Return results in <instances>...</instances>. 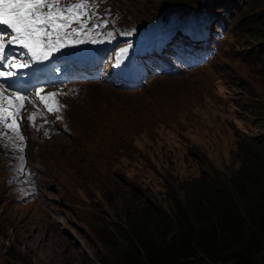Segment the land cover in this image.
Returning a JSON list of instances; mask_svg holds the SVG:
<instances>
[{"label": "rangeland", "instance_id": "rangeland-1", "mask_svg": "<svg viewBox=\"0 0 264 264\" xmlns=\"http://www.w3.org/2000/svg\"><path fill=\"white\" fill-rule=\"evenodd\" d=\"M154 1L160 0H124L129 7L146 9ZM252 1H241L224 14L230 31L210 66L154 78L137 91L79 85L81 100H67L68 131H56L57 141L33 133L27 147L30 162L41 170L40 199L13 200L0 150V264H15L19 254L29 264H101L106 249L96 232L99 238L114 223H125L121 208L131 213L135 204L148 211L166 209L169 189L182 195V185L192 177L203 172L225 180L233 175L247 153L243 143L264 142L262 118L254 111L256 103L259 110L264 105V43H259L262 50L254 49L256 29L243 24L246 14L256 11L249 9ZM144 94L159 103L146 107L151 114H137L131 101ZM123 104L131 107L125 115L133 111L131 116L154 123V138L104 127L109 118L112 129L110 116ZM81 115L97 126V134L70 143ZM122 135L125 139L119 140ZM103 220L111 222L107 230Z\"/></svg>", "mask_w": 264, "mask_h": 264}, {"label": "trees", "instance_id": "trees-1", "mask_svg": "<svg viewBox=\"0 0 264 264\" xmlns=\"http://www.w3.org/2000/svg\"><path fill=\"white\" fill-rule=\"evenodd\" d=\"M249 9L256 11L243 24L256 29L254 49L262 50L264 0H253ZM254 111L264 127V105L259 110L256 103ZM243 145L247 153L228 179L212 180L202 172L184 182L182 195L169 189L166 209L121 208L125 223H114L99 238L96 232L106 249L101 264H263L264 142ZM109 223L102 221L104 230ZM15 264L29 260L19 254Z\"/></svg>", "mask_w": 264, "mask_h": 264}, {"label": "snow or ice", "instance_id": "snow-or-ice-1", "mask_svg": "<svg viewBox=\"0 0 264 264\" xmlns=\"http://www.w3.org/2000/svg\"><path fill=\"white\" fill-rule=\"evenodd\" d=\"M62 0H0V5H7L6 8L0 9V27L7 26L10 31L17 33V37L13 38L14 42L17 38L20 40H24L27 37L36 36L37 33L42 32L43 35L37 37V43H40L44 40H50L53 31H59L61 27L70 28L68 24H53V21H62L65 19L63 14L58 15H45V12L42 11V7L45 10H51L56 7L57 4L61 3ZM82 4H74L73 7H80ZM37 12L40 15H37ZM43 16L44 19L40 17ZM102 23H106V21H102ZM97 27L100 25L97 24ZM2 34V33H0ZM67 35V33H65ZM10 42V43H12ZM57 42H59V37H57ZM22 47L30 48L28 44H23ZM33 58L39 60L43 58L42 55H36L33 52ZM10 59H15V57H9L4 48L3 44H0V64L3 67H8L7 61ZM15 67L16 65H12ZM24 66H27L26 64ZM12 72L5 73L0 70V77L3 76H12ZM49 95L54 96L55 93H51ZM22 94L16 93L15 99L21 100ZM10 99V98H9ZM43 101V97L41 98ZM6 105L0 104V112H3L6 109ZM47 107V106H46ZM23 108V105H21ZM47 111H54L52 108H47ZM11 117H13V123H15V118L23 119L20 112L9 113ZM5 120L8 119V116L3 117ZM29 120L34 121V116L29 115L27 117ZM8 128L16 131L18 134L19 125L17 124L15 128H13L12 124L7 125ZM6 135V133H4ZM18 139L23 140L24 137L18 134ZM22 150V149H21Z\"/></svg>", "mask_w": 264, "mask_h": 264}, {"label": "bare ground", "instance_id": "bare-ground-1", "mask_svg": "<svg viewBox=\"0 0 264 264\" xmlns=\"http://www.w3.org/2000/svg\"><path fill=\"white\" fill-rule=\"evenodd\" d=\"M217 2H220L222 4V6H223V10L222 11H225L229 7L234 8L235 5H236L237 0H226L225 2L223 0H217ZM177 22H179V23L182 22V19H179ZM189 28H190V25H184V26H182V30L183 31L190 32L191 30H189ZM227 38H228V34L226 35L225 41H227ZM196 59H198V57ZM90 84L92 86H95V87L99 85L98 82H94V81L90 82ZM83 110H84V107H82V110L81 111H83Z\"/></svg>", "mask_w": 264, "mask_h": 264}, {"label": "clouds", "instance_id": "clouds-1", "mask_svg": "<svg viewBox=\"0 0 264 264\" xmlns=\"http://www.w3.org/2000/svg\"><path fill=\"white\" fill-rule=\"evenodd\" d=\"M235 18V17H234ZM146 93V92H145ZM146 95V97H145V99H144V101H146V103H148L149 102V99H146V98H149V95L148 94H145ZM41 197V196H40Z\"/></svg>", "mask_w": 264, "mask_h": 264}]
</instances>
